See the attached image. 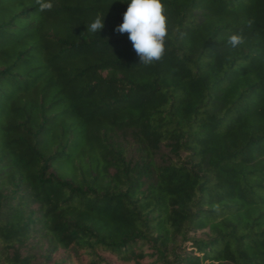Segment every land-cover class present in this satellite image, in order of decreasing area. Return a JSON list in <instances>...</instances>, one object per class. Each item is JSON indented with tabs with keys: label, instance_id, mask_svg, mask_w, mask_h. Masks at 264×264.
Masks as SVG:
<instances>
[{
	"label": "trees",
	"instance_id": "trees-1",
	"mask_svg": "<svg viewBox=\"0 0 264 264\" xmlns=\"http://www.w3.org/2000/svg\"><path fill=\"white\" fill-rule=\"evenodd\" d=\"M161 2L0 0V264H264V0Z\"/></svg>",
	"mask_w": 264,
	"mask_h": 264
},
{
	"label": "clouds",
	"instance_id": "clouds-1",
	"mask_svg": "<svg viewBox=\"0 0 264 264\" xmlns=\"http://www.w3.org/2000/svg\"><path fill=\"white\" fill-rule=\"evenodd\" d=\"M39 10L51 9L53 0H37ZM126 8L122 12L121 22L113 31L124 34L131 43L140 63L148 65L159 59L164 52L166 36V14L161 0H124ZM104 16H96L87 24V31L97 33L103 28ZM243 42L239 34L228 37L227 43L236 47ZM139 63V64H140Z\"/></svg>",
	"mask_w": 264,
	"mask_h": 264
}]
</instances>
